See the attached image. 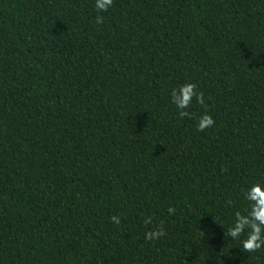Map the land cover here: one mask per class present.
Returning a JSON list of instances; mask_svg holds the SVG:
<instances>
[{
  "label": "trees",
  "instance_id": "1",
  "mask_svg": "<svg viewBox=\"0 0 264 264\" xmlns=\"http://www.w3.org/2000/svg\"><path fill=\"white\" fill-rule=\"evenodd\" d=\"M96 15L92 0H0V264H264L215 224L264 180V0ZM185 81L206 132L170 105Z\"/></svg>",
  "mask_w": 264,
  "mask_h": 264
},
{
  "label": "clouds",
  "instance_id": "2",
  "mask_svg": "<svg viewBox=\"0 0 264 264\" xmlns=\"http://www.w3.org/2000/svg\"><path fill=\"white\" fill-rule=\"evenodd\" d=\"M113 6V0H92L93 10L97 13L95 23L101 24L104 21L103 13ZM193 101L204 107V111L196 117L189 111ZM170 105L175 109L179 118H190L195 120V130L197 132H206L215 124V120L206 110L205 95L198 89L196 83L185 81L175 84L169 92ZM240 198L243 206L226 200L227 207L231 210V216L227 223L219 216H216L215 224L223 229V240L237 242L241 252L253 253L264 249V180H256L248 183L240 190ZM167 213L173 215L175 208L169 206ZM214 215L212 218L214 220ZM111 223L120 225L121 217L112 215L109 217ZM146 224L151 223V218H146ZM223 225V227H222ZM166 235L164 228L156 227L144 232V240L155 242L164 238ZM214 235V233H209ZM230 238V239H229ZM231 249V248H230Z\"/></svg>",
  "mask_w": 264,
  "mask_h": 264
}]
</instances>
